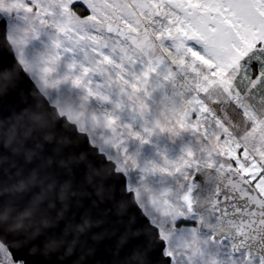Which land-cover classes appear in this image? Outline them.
Here are the masks:
<instances>
[{
  "label": "rangeland",
  "instance_id": "obj_1",
  "mask_svg": "<svg viewBox=\"0 0 264 264\" xmlns=\"http://www.w3.org/2000/svg\"><path fill=\"white\" fill-rule=\"evenodd\" d=\"M0 13L10 21L7 41L25 73L59 116L86 134L127 179L128 192L166 244L164 254L172 264H246L249 254L259 264L260 255H253L250 247L237 252L228 235L203 226L196 193L199 166L236 175L230 158L241 160L235 154L241 143L247 159L264 161V133L255 135L264 128V114L245 105L233 82L234 68L254 47L251 38L242 36L243 47L232 45L234 52L213 44L210 59L193 52L187 40L195 37L179 25V37L173 30L154 38L142 34L131 48L128 40L99 24L73 22L61 33L56 26L64 22L59 11L44 21L30 15L24 0H0ZM145 70H150L147 76ZM77 77L82 78L80 85L74 83ZM232 100L244 108L239 118L225 106ZM197 105L192 123L199 126L192 128L188 117ZM210 109V116L203 117ZM216 112L223 113L215 124L226 133L224 140L213 125ZM248 120L256 122L253 129L235 136ZM251 170L249 165L244 171ZM16 256L0 240V264H24Z\"/></svg>",
  "mask_w": 264,
  "mask_h": 264
},
{
  "label": "water",
  "instance_id": "obj_2",
  "mask_svg": "<svg viewBox=\"0 0 264 264\" xmlns=\"http://www.w3.org/2000/svg\"><path fill=\"white\" fill-rule=\"evenodd\" d=\"M25 74L18 61L0 71V240L24 264H167L127 179ZM196 181L203 226L264 254V200L222 169L199 166Z\"/></svg>",
  "mask_w": 264,
  "mask_h": 264
},
{
  "label": "snow or ice",
  "instance_id": "obj_3",
  "mask_svg": "<svg viewBox=\"0 0 264 264\" xmlns=\"http://www.w3.org/2000/svg\"><path fill=\"white\" fill-rule=\"evenodd\" d=\"M31 8L30 15L37 16L38 19L48 21L50 16L57 15L59 11L61 20L64 22L56 26L63 33L69 24L84 22L85 24H99L104 30L112 31L115 35L129 41V46L135 48V41H139L142 34L149 36L167 33L173 30L172 34L179 37V32L175 31L176 26L186 29L195 38L188 39L187 44L191 46L193 52L198 55H207L212 57L213 44L226 45L229 51L234 52L232 45L243 47L241 37L251 38L254 47L247 52L241 59L243 71L250 76V81H257L256 87L264 85V0H24ZM22 11H26L21 9ZM42 13V16L38 15ZM75 13V15H73ZM78 17V20H77ZM10 25L7 21L0 20V37L8 40V28ZM139 29L140 32H134L133 29ZM201 36L205 39H201ZM92 39H96L95 36ZM199 41V42H198ZM58 43V42H57ZM183 45L181 44L180 47ZM99 55V51L97 52ZM17 62V56L10 50L8 46L0 45V71L11 67ZM211 72L216 70L213 65ZM85 71H90L85 69ZM150 70H145L143 75L147 76ZM260 78L257 80V78ZM139 77H137L138 79ZM76 85L82 83V78L77 77L74 81ZM31 84V79L25 74L21 81V87ZM84 87L89 91L91 89L87 84ZM137 87V85H133ZM203 98L204 93L199 94ZM231 103L236 111L243 115L244 109L235 100ZM199 113V105L196 110L191 112L188 122L192 128H197L198 123H192L196 120ZM211 109L203 113V117H209ZM216 117L223 118V113L216 112L212 117L213 125L219 132L221 140H224L226 133L215 124ZM228 122L224 120L226 125ZM256 122L248 120L245 129L234 132L238 138L244 132L253 129ZM264 133V128L260 129L255 135ZM245 145L240 144L235 148L236 158H230L232 169L237 170L236 175L239 176L244 172L242 179L246 182L243 187L249 193L255 194L257 197L264 199V161L253 156L252 160L247 159L245 153ZM257 163L253 164L252 161ZM252 166L251 171L244 170ZM259 167L257 173L254 169ZM196 177L194 176L193 179ZM259 185V187H257ZM249 199L248 196H245ZM256 205V204H255ZM260 208L264 210V205ZM264 221V215L258 216L254 223ZM264 228V224L261 225ZM243 238V235H241ZM261 243H264V236L261 237ZM166 247L161 244L160 250ZM167 264H171V256L165 257ZM256 261L264 264V254L257 256ZM255 264L249 261L246 264Z\"/></svg>",
  "mask_w": 264,
  "mask_h": 264
},
{
  "label": "trees",
  "instance_id": "obj_4",
  "mask_svg": "<svg viewBox=\"0 0 264 264\" xmlns=\"http://www.w3.org/2000/svg\"><path fill=\"white\" fill-rule=\"evenodd\" d=\"M243 67L244 66L241 65L240 60L237 67L233 70V82L236 89L242 95L243 99L245 98V105H250L251 109L255 112L264 114V85L256 87L255 85L257 84V81H250V76L244 73ZM259 79L260 78L258 77L257 80ZM225 106L228 108L229 113L232 114V116L235 113L236 115L234 117L236 118L242 116L241 113L236 111V108L231 102H225Z\"/></svg>",
  "mask_w": 264,
  "mask_h": 264
},
{
  "label": "bare ground",
  "instance_id": "obj_5",
  "mask_svg": "<svg viewBox=\"0 0 264 264\" xmlns=\"http://www.w3.org/2000/svg\"><path fill=\"white\" fill-rule=\"evenodd\" d=\"M35 86H36V85H35ZM36 88H37V90L40 92V90L38 89L37 86H36ZM44 98H45V97H44ZM56 113H57L58 117L61 118V117L59 116V113L57 112V110H56ZM62 119L66 120L65 118H62ZM66 121H67V120H66ZM67 122H68V121H67ZM74 125H75V124H74ZM75 130H76L77 133H79V132H78V128H77L76 125H75Z\"/></svg>",
  "mask_w": 264,
  "mask_h": 264
}]
</instances>
